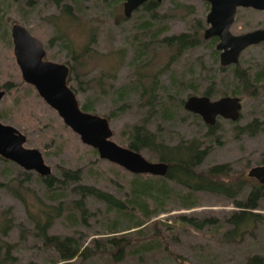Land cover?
Here are the masks:
<instances>
[{
    "label": "rangeland",
    "instance_id": "rangeland-1",
    "mask_svg": "<svg viewBox=\"0 0 264 264\" xmlns=\"http://www.w3.org/2000/svg\"><path fill=\"white\" fill-rule=\"evenodd\" d=\"M124 2L0 0V86L6 90L0 101V122L26 135L25 147L42 153L52 169V176L62 178L63 169H68L79 170L81 177L79 183L65 181L50 192L37 172L25 170L10 160H0V228L5 217L12 220L8 234L0 233V238L13 245L10 257L14 258V264H63L57 251L45 246L41 237L36 235L35 226L40 208L52 212L51 207L58 205L67 207V210L55 219L50 234L74 235L80 238L83 247L93 246V250L96 248L92 240L98 239L101 240L100 247L106 251L112 246L106 243L109 237L129 240L120 262H114L104 252V255L96 254L89 260L74 259L71 264H246L250 256H264V223L258 226L255 234L240 241L223 240L222 232L228 228L225 221L237 208L231 199L222 195L200 192L191 200L196 201V205L185 207L177 195L183 189L169 182L172 193H164L157 203L155 199L149 201L150 210L157 214L141 227H136L134 221L142 215L139 210H134L132 219L131 215L110 210L93 196L82 195L79 186H93L130 200L132 182L140 179L135 177L138 174H131L121 166L101 159L98 151L96 154L65 125L36 88L23 80L14 54L12 27L15 23L40 39L46 49L45 59L77 66L78 74L71 76V85L80 105L89 104L91 113L109 119L112 139L118 144L127 146L132 126L147 118L148 109L140 106L141 88L137 85L135 68L147 64V73L160 75L158 96L161 104L153 117L146 120L160 140L168 144L195 138L204 141L205 146H210V153L200 170L228 163L236 177L247 175L254 166L263 165L264 88L256 87V96L241 94L233 75L219 69L221 52H216L218 43L212 44L206 39L202 45L170 63L173 51L160 42L162 37L188 30L193 23L201 25L206 22L210 11L206 2L162 0L159 14L172 16L164 17L162 26L154 24L159 30L151 41L153 44L149 43L151 50H143L144 53L139 50L140 42L134 39L143 17L133 12L129 19L122 20ZM189 5L194 9L192 14H189ZM263 27V11L240 8L232 32L241 34ZM149 40L150 37L145 41ZM69 47L78 55L75 61ZM239 63L249 68L253 75L264 70V42L244 50ZM212 81H216L218 87L212 100L237 96L242 102L238 122L218 119V141L216 137L205 136L207 124L181 103L189 96H202ZM121 107H124L122 112L119 111ZM115 112L117 115L113 116ZM254 119L262 124L258 133H237L235 124L245 125ZM141 153L150 161H158L146 150ZM81 198L88 209L87 224L70 209L72 202ZM261 205L257 211L264 215V202ZM184 216L195 220L214 219L215 223L198 229L183 222ZM5 253L4 249L2 255Z\"/></svg>",
    "mask_w": 264,
    "mask_h": 264
},
{
    "label": "trees",
    "instance_id": "trees-1",
    "mask_svg": "<svg viewBox=\"0 0 264 264\" xmlns=\"http://www.w3.org/2000/svg\"><path fill=\"white\" fill-rule=\"evenodd\" d=\"M206 4L210 7L208 2H206ZM161 6L162 1L158 2L156 0H149L135 11L143 17L138 28L139 33L135 35L134 38L137 40L136 42H140L141 45L139 50H142L143 53V50H151L150 44H153L151 41L156 38V32H158L159 29H157V27L154 28V24L162 26L164 23V17L172 16L159 14ZM187 7L189 9V14H192L194 9L190 5ZM121 19L126 20L129 18L124 15ZM207 27V22H204L201 25L200 23H193L186 31L162 37L160 40L162 46L164 45L167 49H171L173 51L169 62L173 63L179 60V58L189 50L202 45L206 41L204 34ZM140 37L141 40L138 39ZM142 37H144V39H142ZM148 37H150V40L145 41ZM208 40L212 44L219 42V38L216 36L208 38ZM141 46L143 48H141ZM218 51L219 50L217 49L216 52ZM69 52L71 53V58L75 61L78 56L76 51L69 47ZM146 65L147 64H140L135 68L137 70V85L141 88L140 106L148 109V115L146 118V120H148L153 117L155 110L160 106L161 101L158 96V92L160 90V75H158V73H147L145 70ZM70 67L71 70L68 78V84L73 88L71 85V76H77L78 71L77 66L74 64H71ZM219 69L222 72H230L233 75L234 79L239 84L241 94L256 96L258 95L256 89L258 87L260 88V86L261 88H264V85H262V82L264 81V70H261L253 75L249 68L241 66L239 62L234 65L226 66L220 64ZM4 87H7V85ZM217 91V82L212 81L209 87L203 91L202 95L211 98L217 94ZM233 93L234 95L237 94V92ZM223 95H227V93H224ZM181 103L184 104L185 102L182 100ZM81 107L84 111L91 112L89 104H85ZM123 110L124 107L119 109L120 112ZM163 111L165 112L166 109ZM192 114L199 118L198 114ZM112 115L116 116L117 113H112ZM146 120L132 126L129 131V137L126 145L138 152L146 150L157 157L158 161L167 163L169 165L167 174L165 176H154L151 174L135 175L136 178L139 177L140 181H136L137 179L133 180L129 191L132 198L130 200L119 198L109 192H104L93 186H79L82 195L93 196L104 202L110 210H116L122 215H131V218L134 210H139L142 215H140L137 221H134L136 222V227H141L146 221H149L154 214H157L155 211L150 210L149 201L154 199V201H160L164 193H172L171 188L167 184L170 182L181 186L183 189L177 195L181 197L185 207L195 206L196 201H191L192 197L200 192L222 195L233 201L237 210H234L225 221L228 228L222 232L224 241H240L247 235L255 234L258 226L264 223V215L257 211L264 202V184L249 177L248 174L236 177L233 176V169L228 163L217 164L211 166L207 170H200V166L210 153V146H205L204 141L196 138L192 140H182L176 144L165 143L150 130ZM261 127L262 124L258 119H254L245 125L235 124L238 134L247 133L254 135L259 132ZM217 129L218 123L213 126L207 125V133L205 136L208 138L212 137V139L216 137V140L218 141L219 136ZM93 151L97 154V150L95 148H93ZM0 160L6 161L7 159L0 156ZM261 164H264V159ZM116 165L120 166L118 164ZM61 175L62 178H56L52 175H40V177L42 183L50 192H52L56 186H62V183L65 181L79 183L81 180L79 170L63 169ZM147 177L150 179H147ZM1 186L2 183H0V187ZM155 203H157V201ZM51 208L54 209L52 212L46 210L47 208H40L35 220V226L37 229L36 235L41 237L45 246L53 248L57 251L59 259L63 262V264H71V262L77 258L89 260L96 254L104 255V252L108 253L114 262H120L124 259L126 249L129 246V240L125 237L107 238L106 243L112 246L106 251L100 247L101 240L98 239L92 240V243L96 248L93 250L91 248L93 246L83 247L80 238L74 235L50 234L49 231L54 224L55 219L58 218L63 211L67 210V207H63L62 205ZM70 209L72 210V213H78L82 222L87 224L88 209L86 208V203L83 198L74 200ZM182 220L183 222L192 224L198 229H203L206 225L215 223L214 219L195 220L194 218L185 216L182 217ZM11 227L12 220L9 217H5L2 221L0 233L2 235H7ZM112 232L116 231L112 229ZM4 249L6 250V253L5 255H2ZM12 249L13 245L4 242L0 238V264H14V258L9 255ZM246 264H264V256L260 254L250 256L247 259Z\"/></svg>",
    "mask_w": 264,
    "mask_h": 264
},
{
    "label": "water",
    "instance_id": "water-1",
    "mask_svg": "<svg viewBox=\"0 0 264 264\" xmlns=\"http://www.w3.org/2000/svg\"><path fill=\"white\" fill-rule=\"evenodd\" d=\"M146 1L149 0H125V16L130 18ZM203 1L210 4L204 37L219 38L217 49L221 52L222 65L237 64L244 50L264 42V27L241 34L232 32L238 9L252 8L264 12V0ZM12 38L16 62L23 80L36 88L42 99L57 111L65 125L78 134L84 144L95 148L101 159L118 164L133 174H167V163L150 161L141 152L115 142L107 117L82 109L75 91L68 85L69 65L45 59L46 49L40 39L18 23L12 27ZM5 94L6 90L0 86V101ZM184 107L201 116L207 125L213 126L218 117L238 121L242 102L237 96H223L212 100L205 95H192L185 100ZM26 141L25 134L0 122V156L41 176L51 175L52 169L46 164L42 153L38 149L25 147ZM248 176L264 184V164L252 167Z\"/></svg>",
    "mask_w": 264,
    "mask_h": 264
},
{
    "label": "flooded vegetation",
    "instance_id": "flooded-vegetation-1",
    "mask_svg": "<svg viewBox=\"0 0 264 264\" xmlns=\"http://www.w3.org/2000/svg\"><path fill=\"white\" fill-rule=\"evenodd\" d=\"M69 65V64H68ZM71 65H69V67H70ZM71 68V67H70ZM71 70V69H70ZM69 85V84H68ZM70 86V85H69ZM71 87V86H70ZM72 88V87H71ZM74 91H75V93H76V90L74 89V88H72ZM202 118V117H201ZM219 118H221V117H218V119ZM218 119H217V121H218ZM217 123V122H216Z\"/></svg>",
    "mask_w": 264,
    "mask_h": 264
}]
</instances>
